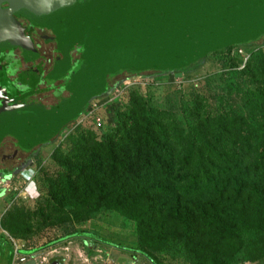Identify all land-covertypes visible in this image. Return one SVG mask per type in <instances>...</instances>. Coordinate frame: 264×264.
<instances>
[{
    "label": "trees",
    "instance_id": "1",
    "mask_svg": "<svg viewBox=\"0 0 264 264\" xmlns=\"http://www.w3.org/2000/svg\"><path fill=\"white\" fill-rule=\"evenodd\" d=\"M263 35L264 31L222 48L251 45ZM202 57L173 69L109 73L105 88L91 98L117 84L110 80L119 73L180 71ZM247 102V119L222 114L197 122L186 134L178 130L175 119L167 118L168 112L147 111L137 102L132 103L131 117L108 138L95 142L90 131L69 137L70 150L55 155L64 169L50 176L44 172L55 209L71 216L73 223L87 220L100 208L118 210L136 221L138 241L119 244L86 230L67 236L93 237L138 253L152 264L162 261L151 247L162 249L178 241L192 264H232L248 244L249 233L264 236V90L247 96ZM133 119L139 121L138 132ZM81 157L84 161L76 164L73 158ZM16 224L10 230L23 234ZM261 256L264 249L252 258Z\"/></svg>",
    "mask_w": 264,
    "mask_h": 264
},
{
    "label": "rangeland",
    "instance_id": "2",
    "mask_svg": "<svg viewBox=\"0 0 264 264\" xmlns=\"http://www.w3.org/2000/svg\"><path fill=\"white\" fill-rule=\"evenodd\" d=\"M261 38L251 45L238 43L209 52L180 71L133 75L122 72L110 80L111 84H117L91 98L81 114L41 148L39 156L25 167L22 175L5 184L0 194V233L13 250H18L14 264H152L138 253L93 237H68L69 232L86 230L119 244L134 245L138 241V229L135 220L108 208H100L87 220L73 223L71 216L55 209L44 172L50 176L57 169H64L55 155L65 154L71 147L69 137L90 131L95 142L108 138L126 117H131L128 115L132 103L142 102L147 111L152 108L168 112L167 118L175 119L178 130L184 134L197 122L222 114L247 119V96L263 94L264 90V35ZM133 120L134 131L138 132L139 121ZM83 159L73 158L76 164ZM15 223L23 234L10 230ZM246 241L248 244L236 254L232 264H264V256L252 258L259 249H264V236L254 231ZM86 246L91 248L92 255ZM147 246L151 247L150 243ZM151 249L162 264H192L178 241L162 249ZM26 254L32 256L30 260L17 261Z\"/></svg>",
    "mask_w": 264,
    "mask_h": 264
},
{
    "label": "water",
    "instance_id": "3",
    "mask_svg": "<svg viewBox=\"0 0 264 264\" xmlns=\"http://www.w3.org/2000/svg\"><path fill=\"white\" fill-rule=\"evenodd\" d=\"M14 16L51 28L64 55V45L84 42L69 97L49 109L0 108V137L27 146L53 138L105 88L109 73L173 69L264 31V0H0V45L24 48Z\"/></svg>",
    "mask_w": 264,
    "mask_h": 264
},
{
    "label": "flooded vegetation",
    "instance_id": "4",
    "mask_svg": "<svg viewBox=\"0 0 264 264\" xmlns=\"http://www.w3.org/2000/svg\"><path fill=\"white\" fill-rule=\"evenodd\" d=\"M14 18L23 30L25 49L9 41L0 45V108L33 104L49 109L70 96L66 87L84 61V42L74 40L64 45L65 56L58 35L51 28L33 24L21 16ZM46 143L49 142L22 146L11 134L0 137V194L5 184L15 180L18 174L21 176L25 167L33 163ZM31 257L30 254L22 255L17 261H27ZM14 262L13 249L0 233V264Z\"/></svg>",
    "mask_w": 264,
    "mask_h": 264
},
{
    "label": "built area",
    "instance_id": "5",
    "mask_svg": "<svg viewBox=\"0 0 264 264\" xmlns=\"http://www.w3.org/2000/svg\"><path fill=\"white\" fill-rule=\"evenodd\" d=\"M97 125L99 126L100 123L98 122ZM17 256H18V250L17 249H14L13 250V259H15Z\"/></svg>",
    "mask_w": 264,
    "mask_h": 264
}]
</instances>
